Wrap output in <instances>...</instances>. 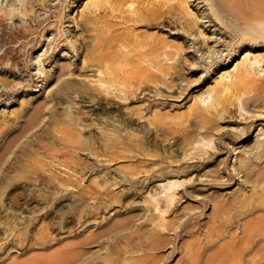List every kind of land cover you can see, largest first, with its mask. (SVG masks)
<instances>
[{
    "label": "rangeland",
    "instance_id": "obj_1",
    "mask_svg": "<svg viewBox=\"0 0 264 264\" xmlns=\"http://www.w3.org/2000/svg\"><path fill=\"white\" fill-rule=\"evenodd\" d=\"M218 4L0 0V264H264V225L257 221L264 222V174H254L264 167V42L240 41L232 32V41L217 43L220 24L207 25L208 17L230 22ZM191 18L192 28L185 23ZM110 36L113 44L104 47L109 59L155 45L154 62L144 63L145 84L133 101L122 98L125 84L100 90L106 83L98 80L105 67L96 60L102 53L97 41ZM166 51L180 52V60ZM237 66L263 84L259 94L247 103L246 94L232 97L219 118L215 100L204 111L211 120L199 128L211 143L184 154L183 143L172 145L169 128L180 124L189 130L196 106L206 108L208 90L229 81V74L236 80ZM83 88L100 92L115 107L97 114ZM130 114L136 124L127 123ZM65 115L82 119L69 125ZM151 119L163 122L153 128ZM103 123L118 126L122 141L134 138L129 149L118 148L126 155L120 162L69 143L70 133L83 139ZM89 157L99 171L85 167ZM136 158L149 159L139 170L154 167L133 176L132 185L123 184L121 175L135 169ZM174 180L178 185L168 189ZM165 191L175 196L162 212L163 199L157 209L148 201ZM30 196L39 203L23 200ZM236 222L249 225L242 230ZM151 240L158 248L143 251Z\"/></svg>",
    "mask_w": 264,
    "mask_h": 264
},
{
    "label": "bare ground",
    "instance_id": "obj_2",
    "mask_svg": "<svg viewBox=\"0 0 264 264\" xmlns=\"http://www.w3.org/2000/svg\"><path fill=\"white\" fill-rule=\"evenodd\" d=\"M218 1H219L218 7H219L220 12L222 13V15L224 17H228L230 19V22L225 24L226 22L219 16H217L216 19L208 17V20L206 21V22H208L207 25H211L210 22H214V23L216 22V23L220 24V25H218L219 28L216 29V32L218 31V33L220 34L218 39L216 40L217 43L219 42V39L223 40V38L225 40H226V38H228L229 41H232L233 37H234L232 35V32L234 34L238 33V36H239L238 38L240 41L253 40L255 42V44H259L260 42L262 44L264 42V39H260L261 36H264V0H241V1H238V0H236V1L221 0L220 1V0H218ZM130 12L135 13L137 15V17H139V14L137 13L136 10H131ZM141 19H143V18L140 16V20ZM193 19L194 18H191L190 21L185 20L186 21L185 23H187V25L190 26V28H192L196 24V21H194L195 22L194 23ZM163 20H164L163 22H165L164 18H163ZM152 25H154L153 22L148 23V26H152ZM198 34L203 35L201 33V31H199ZM113 40H115V38L110 36V37H99L98 41H97V47H99V49L102 51V53L96 55V60L102 61L101 63L105 67V70L102 71L104 76L99 77L98 80L101 81L102 84L106 83V86L101 88L100 90H103V89L106 90V88L109 85H113V87L116 89L119 85L125 84L124 86L126 88L124 89V97H122V98L129 99L130 101H133V100L139 98V97H137L138 94H136V93L137 92L140 93L139 91L143 89V87L140 86V83H143V85L145 84L144 81H145L146 76L141 75L143 69H144V71L146 70L145 64H152L154 62L153 58L150 57V54L155 50V45L150 44L149 48H147L145 50L131 51V52H133L131 55H128V54H120L119 55V54H117L113 58L109 59L107 50H104V47H110L113 44L112 43ZM120 40L121 39L118 38V41H120ZM222 43H225V42L223 41ZM215 51H216V49H215ZM217 52H218V50H217ZM175 54H177V57L175 58V60H180V52H178V51L176 53L172 52V51H166L165 52V55L168 58H174ZM135 56L140 61L136 60ZM104 60H107L108 64L103 63ZM109 60L111 61V63L113 61L117 60V63H120V65L117 67L110 66ZM131 67H134V68H131ZM106 69H109V71H107ZM236 71H237L236 74H234V76L237 77L236 80L232 81L233 74L232 75L229 74V76H230L229 81H226V80L219 81L218 83H216L218 85L217 88L214 87V88H211L208 90V95L211 96V101H210L209 105H206V108H204V109H201V108L196 106L194 117L197 118L199 121H197V119H196L194 121L195 123H192V125H190V123L186 122L187 124H189V130H186L185 128H183V125H180V124L177 125V127L173 126V129H171L172 126L169 128L168 134L172 135V138L170 137L172 139V145H177L179 143H183V147L185 146L183 148L184 154L191 152V150L193 148H194V150L204 151V146L205 145L209 146V144L211 143V141H212L211 137L206 138V137L201 136V131L199 130V128L203 126V124H202L203 122L201 123L202 120H209L208 115H206V113L204 111H205V109L208 110L212 105H214L215 100H216V104H220L219 108H216L214 106V108L216 109V115L219 118L223 114V112L226 110V103L232 104V101H235L237 98H240L241 95H245V94L247 96L245 99L242 100V102L247 103V102H250L251 100H254L256 98V95L259 94L261 85H263V84L258 83L255 79H253L252 77L249 76V69L248 68L243 69L240 66H237ZM151 74L155 75L154 73H151ZM212 91H214L213 94H212ZM80 92L88 95L89 98L94 102V104L96 105L95 107L97 110V114L98 113H104L106 111H109L111 108L115 107L112 104L108 103V99L105 98L103 96V94H101L100 92H98L99 94L93 93L90 90H88L87 88L81 89ZM215 93L218 94L216 96V98H215ZM222 94H224V95L222 98H220ZM232 97H234V99H232V101H231ZM107 103H108V105H107ZM116 103L119 106L115 108V111L117 113H120L121 112L120 103L119 102H116ZM213 116H215V112L213 113ZM65 117L66 118H64L62 120L66 121L69 125L76 124V123L80 122V120L82 119V117H80V116L65 115ZM83 118H86V117L84 116ZM126 120H127L128 124H136V120H135L134 116H132V114L128 115ZM183 120H185V119H183ZM185 121H188V120H185ZM150 122L153 124V128H157L160 126L161 122H163V121L160 120V122H156L155 120L151 119ZM197 123H199V124H197ZM187 124H184V125L187 126ZM108 125L109 124L103 123L100 127L97 128V130L91 129V130L85 131L84 133L88 137H85L83 139H77V138L74 139L75 137L71 136L72 133H70V135L68 136L69 138L71 137L69 143L72 142L71 144H74V146H76V148H79V149L81 148V146L84 145L89 150L90 155H92L93 157H98L99 155H104L107 158V159H105V161L108 160V161H113L115 163L120 162L118 159L125 158L126 155H123L118 150V148L126 147L127 149H129L128 146L133 145L134 138H133V136L129 135V136L125 137L126 139H123V141H122L120 138V128L118 126H114V125L108 126ZM177 129L180 130L182 133L175 135V133H176L175 131H177ZM66 130L67 129L65 128L63 130V132ZM244 131H246V128H244ZM200 136L202 137V141H199ZM63 139H64V137H63ZM64 142H66V141H64ZM187 146H189V147H187ZM73 148H75V147H73ZM247 149H249V148H247ZM263 151H260L261 154L263 153ZM260 152H259V154H260ZM62 154L64 156L68 155L65 152H63ZM174 156H175V154H172L171 160H169V161H173ZM76 158H78V157H76ZM87 160H88V162L84 161L85 167L89 168L93 172L99 171L98 167H97L98 165L97 166H96V164L94 165L93 159H91L89 157V158H87ZM147 160H149V159L148 158H143V159L142 158H136L135 160H133L131 165L134 166L135 169L129 173H123L121 175L122 177L120 178V182H122L123 184L129 183L130 185H132L136 181V179H134L133 176L137 175L139 172L147 173L148 171L153 169L154 166H148L147 169L142 170L146 166L145 163L147 162ZM76 162L78 163V160H76ZM247 162H245V164H243V165H245L244 168H246V166L248 164ZM129 167H130V165H129ZM139 167H142V169L139 170ZM254 174L257 176H259L260 174L263 175L264 174V167L258 166V168H256V170L254 171ZM104 177H106V176H104ZM146 178H148V177H146ZM0 182H1V179H0ZM177 185H178L177 180L170 181V183L168 184V189H175V186H177ZM136 194H137V192H136ZM129 195H135V194L133 193V194L123 195V198H128ZM21 196H22V194H21ZM35 196H37V195H35ZM81 196H84V195L82 194ZM174 196H175L174 194H168L165 191L164 193L162 192V194L159 195L158 197H152L151 201H148V202L150 204L155 202V204H153L152 207H154V209H157L158 205L160 206V203L162 202V199H163V201H165V204H166L164 206V209H162V212H164V211H168V209L170 208L172 201L174 200ZM21 199H22V197H21ZM23 200L25 202L36 201V199L34 197H31V196L30 197H24ZM36 202L39 203L38 201H36ZM163 205H161V207ZM149 206H151V205H148V207ZM224 208H225V206L222 205L219 207V209H217V212L215 210V225H216V222L220 218V213L221 212L223 213ZM149 215L154 217L153 216L154 213L153 214L150 213V214H148V216ZM156 216L154 218H156ZM151 219L152 218H150V220ZM153 220H151L152 223H153ZM257 221L259 222V224L264 225V222H262L260 219L259 220L257 219ZM236 223L237 224L239 223L241 225L242 230L247 225H249L248 222H236ZM167 226H168V224H166V229H168ZM171 231H172V229H171ZM243 233H244V231H243ZM243 233H241L238 236L239 239H241L245 236ZM17 236H18V234H17ZM157 248H158L157 243L153 240H151L149 242H145V244L142 245V250L145 252L153 251Z\"/></svg>",
    "mask_w": 264,
    "mask_h": 264
}]
</instances>
